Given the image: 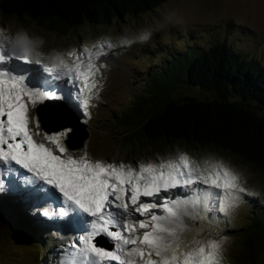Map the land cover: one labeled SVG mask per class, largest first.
<instances>
[{
    "label": "rangeland",
    "instance_id": "obj_1",
    "mask_svg": "<svg viewBox=\"0 0 264 264\" xmlns=\"http://www.w3.org/2000/svg\"><path fill=\"white\" fill-rule=\"evenodd\" d=\"M217 41L264 65V0H171L136 17L114 19L105 26L87 25L68 35L31 19L0 18V67L12 63L40 77L33 82L37 85H31L18 77L0 76V106L7 110V116L0 114V134L7 119L19 127L31 154L44 161L45 167L40 169L57 189L69 193L66 204L84 201L89 212L103 206L114 209L115 199L120 204H139L136 212L129 213L133 226L126 225L124 231L125 235L136 232L135 237L120 242L113 235L103 239L104 247L113 246L100 256L107 264H264V234L252 241L257 254L252 263L247 259L250 253L245 252L249 234L242 232L251 222L247 198L263 202L262 174L212 147L181 143L155 147L143 144L141 138L135 147H127V142L121 143V134L128 126L112 123L127 112L136 97L146 95L150 76L168 66L159 51L148 53L152 46L169 51L172 43L181 50L192 43L207 47ZM65 77L72 83L66 84ZM53 78L59 81L51 82ZM20 88L32 97L22 94ZM50 88L60 97L68 94L72 115L88 134L79 149L66 144L73 129L48 134L38 120L37 102L31 99L52 103L57 97ZM170 95L174 101L213 98L209 92L187 86L175 88ZM260 114L264 116V111ZM56 119L49 118L51 127L67 124L63 115ZM138 121L131 126H139ZM18 146L20 154L9 155L16 159L8 160L14 168L25 171L27 165H38L34 161L21 165L17 159L23 160L26 147ZM8 161L4 162L6 177ZM34 174L41 176L31 172V177ZM97 186L100 201L93 206L89 203L92 191L85 190ZM36 208L27 207L25 213L52 226L48 220L54 213L41 215ZM8 211L0 209V264H45L48 259L51 264H74V258L67 263V255L81 256L91 264L93 257L84 253L90 244L87 237H64L62 246L68 247L64 252L62 246L51 245L47 234L54 229L50 227L42 231L43 245L37 247L21 234L25 227L16 224L12 210ZM159 218L170 221L159 226ZM12 223L16 235L9 229ZM55 257L57 263H53Z\"/></svg>",
    "mask_w": 264,
    "mask_h": 264
},
{
    "label": "trees",
    "instance_id": "obj_2",
    "mask_svg": "<svg viewBox=\"0 0 264 264\" xmlns=\"http://www.w3.org/2000/svg\"><path fill=\"white\" fill-rule=\"evenodd\" d=\"M169 1L0 0V18H27L40 26L49 24L53 32L68 35L87 25L105 26L114 19L136 17ZM156 47L152 46L148 53L159 51L169 64L162 72L150 76L146 95L136 97L127 112L112 121L118 127L120 123L128 126L121 134V143L127 142L126 146L133 148L141 138L143 144L155 147L174 143L212 147L252 166L264 177V116L260 114L264 111V65L261 60L244 57L220 41L207 47L192 43L181 50L173 43L169 51ZM180 86L209 92L213 98L200 101L185 97L174 101L170 94ZM133 120H139V126L132 127ZM247 204L251 222L242 232L249 234L245 252L250 253L247 259L253 263L257 254L252 241L257 242L259 234H264V199L260 204L249 197ZM8 205L11 204L0 201L3 211H7ZM12 213L15 223L25 227L21 234H25L30 244L38 247L43 243L40 226L23 208L16 207ZM15 223L9 227L14 235ZM14 238L24 240L21 236Z\"/></svg>",
    "mask_w": 264,
    "mask_h": 264
},
{
    "label": "bare ground",
    "instance_id": "obj_3",
    "mask_svg": "<svg viewBox=\"0 0 264 264\" xmlns=\"http://www.w3.org/2000/svg\"><path fill=\"white\" fill-rule=\"evenodd\" d=\"M110 66H114L113 64H108ZM1 72L6 71V73L9 74H19V72H21L22 74H19L20 76H23V80L28 82L29 80H35L39 79L40 77L38 75H36V73H34L33 71H26L24 72L23 70H19L18 68H16V65L14 64H9L6 65L4 68H0ZM43 79H46V77H42ZM29 81V83L31 82ZM57 82L59 81L57 78L52 79L51 82ZM39 82H42V80H39ZM30 84L32 85H37V84H33V82H31ZM76 109L78 107H75ZM7 110L4 108V106H0V114L1 115H5L7 116ZM6 130H3V135L0 137V144H2V147H0V166L3 168V163L7 160H9V155H13V154H20L21 150H18V145L20 143H22L26 148L24 151V155L25 157L23 158V162L24 163H28V161H34L37 162L38 165H27V168L25 169L26 172H24L23 170H20L18 168H14L12 166V164L9 163L8 161V169L7 172H10L8 177L4 176V170L7 166L6 163L5 167L3 168V170L0 169V183L3 182H7L8 185L11 186L10 191L12 192V194H16L18 195L20 198H28L31 197L32 198L35 197V202H34V206L37 209V211H42L46 214H49V217L52 213H54V215L57 217H61L60 212L58 209H63L66 208V203L64 201L68 200V192L66 194H64L63 190H59L57 189V186H55L53 184V181L49 180V178L47 177L46 171L40 169V166L45 167V163L44 161L40 160L41 157H39L38 155L35 156L33 154H31L30 149L28 148V146L25 144L24 142V135L21 133L20 129L18 126L16 125H12V121L11 119H7L6 120ZM12 131H17V135H14ZM8 149L10 150L9 154L5 153V150ZM29 157L31 160H28ZM12 170H14L13 173ZM31 172H40L41 176L40 178L36 177L35 174L33 177H31L30 173ZM62 179V178H61ZM46 180L48 182V185H44L41 182ZM15 184L18 186V191L15 192ZM98 189L97 187H93L92 190H88V191H92V196L90 197L89 202L91 204L93 203H98L99 202V196L96 195L95 191ZM65 195H67V197H65ZM3 195H1L0 197H2ZM170 196H174V194L172 193ZM17 197V196H16ZM18 197V198H19ZM165 199L167 197H164ZM30 201V200H28ZM116 202V206H114V209L112 210V214L113 215H107L106 218L108 219V221H110L116 228H122L124 229V225L131 227L133 226V223L131 222V219L129 218V213L130 211L136 212V210L138 209V203L137 204H130V203H126L125 204H120L118 202V200L115 199ZM156 202V201H155ZM80 209L81 212H72V213H68V215L64 218L67 222L63 225V226H54L53 232L56 235H67V237L71 236H75L78 233H86L88 232V230H90V221L94 220L96 218V216L99 215L98 212L93 211L91 214H87L84 207H85V203L84 202H80ZM13 205V204H12ZM107 210H105L104 212H106ZM128 216V217H127ZM125 219L127 220L126 223L124 224V222L122 223V220L125 221ZM170 221V218L168 220L166 219H161L159 218L157 220V224L159 226L165 224L166 222ZM57 227V228H56ZM130 235H133L134 237L136 236V232H132L130 234L127 235V239ZM92 257L94 259V261L96 262V264H105L103 262L104 259H100V252H93L91 253ZM75 259H80V258H75ZM76 261V260H75Z\"/></svg>",
    "mask_w": 264,
    "mask_h": 264
},
{
    "label": "water",
    "instance_id": "obj_4",
    "mask_svg": "<svg viewBox=\"0 0 264 264\" xmlns=\"http://www.w3.org/2000/svg\"><path fill=\"white\" fill-rule=\"evenodd\" d=\"M38 114L44 130L48 134L57 132L64 128L73 129V133L70 136L71 137L70 140L66 141L67 146L72 150L81 148L85 140L88 138V134L85 132L84 127L78 122L77 119L74 118L72 113L61 103L52 102L40 106L38 108ZM62 115L67 120V124L59 127H51L49 124V118L57 117L58 119L56 120H60L59 118Z\"/></svg>",
    "mask_w": 264,
    "mask_h": 264
}]
</instances>
